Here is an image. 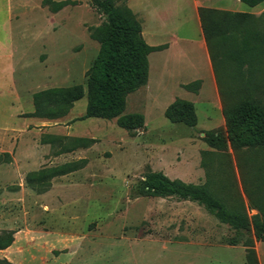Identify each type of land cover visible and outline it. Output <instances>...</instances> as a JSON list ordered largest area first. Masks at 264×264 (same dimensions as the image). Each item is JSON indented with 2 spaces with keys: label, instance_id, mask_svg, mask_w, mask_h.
I'll use <instances>...</instances> for the list:
<instances>
[{
  "label": "rangeland",
  "instance_id": "374dc122",
  "mask_svg": "<svg viewBox=\"0 0 264 264\" xmlns=\"http://www.w3.org/2000/svg\"><path fill=\"white\" fill-rule=\"evenodd\" d=\"M7 1L14 38L8 46L0 0V235L26 238L16 251L23 259L18 264H247L249 238L257 263L264 264V242L252 232L233 230L196 202L139 193L145 175L161 173L205 186L227 207L242 205L248 217L257 214L241 183L261 155L235 154L229 147L219 151L204 138L225 130L219 90L228 102L246 92L264 103V63H255L251 78L245 65L230 62L218 47L224 62L214 58L212 86L196 48L182 42L169 56L148 57L146 85L127 97L123 115H143L142 128L128 132L117 119L81 120L86 94L62 118H34L29 116L34 93L85 86L99 49L90 31L105 18L90 0H53L69 3L57 13L43 4L46 0ZM144 1L154 10L153 21L162 17L167 30L193 39L199 31L194 6L256 17L264 12V2L248 7L239 0ZM127 3L117 2L129 8ZM131 5L144 24L147 8L136 1ZM232 36L236 44L238 37ZM200 75L204 84L198 92L175 86L177 76L189 82ZM175 99L194 105V127L165 117ZM77 138L94 143L80 147L73 142ZM51 170L58 175L51 178ZM31 173H42V180L28 181ZM0 259H6L3 252Z\"/></svg>",
  "mask_w": 264,
  "mask_h": 264
},
{
  "label": "trees",
  "instance_id": "16d2710c",
  "mask_svg": "<svg viewBox=\"0 0 264 264\" xmlns=\"http://www.w3.org/2000/svg\"><path fill=\"white\" fill-rule=\"evenodd\" d=\"M248 7H255L264 0H239ZM105 20L91 29V38L98 45V53L86 72L85 86L50 88L32 95L34 111L30 117L55 120L68 114L74 103L85 94L87 106L81 118L103 120L117 119V126L134 132L143 127L141 114L123 115L129 94L147 83L149 72L148 56L152 52L162 51L166 45L149 46L142 36L141 23L126 5L117 4L118 0H90ZM52 13H57L68 1H43ZM202 36L207 47L214 72V58L218 57V47L225 49L223 54L230 62L245 65L249 77L253 76L257 65L264 63V12L256 17L246 13H230L212 8L200 7L197 11ZM238 41L234 44V37ZM234 46V47H233ZM255 67V68H254ZM215 76V73H214ZM252 78V77H251ZM216 80V77H215ZM217 83V80H216ZM200 81H194L183 88L198 92ZM240 92H244L243 89ZM222 99L224 131L207 132L205 143L216 150L233 153L242 150L253 151L261 155L258 163L250 164L249 179L242 180V191L251 209L257 214L248 217L241 209L229 208L205 186L186 184L170 180L161 173H149L140 183L139 193L151 197H176L181 200L202 205L221 223L233 230L253 233L258 241L264 242V103L249 93L238 100L228 102L219 90ZM165 117L172 123H182L190 127L197 124L194 105L185 100L175 99L165 110ZM73 142L80 147L94 143L93 139L77 138ZM49 171L51 178L58 174ZM42 173H31L28 181L36 177L40 182ZM41 176V177H40ZM30 183V182H29ZM13 234L0 235V250L13 243ZM247 264H258L251 239L245 242ZM0 264H13L0 259Z\"/></svg>",
  "mask_w": 264,
  "mask_h": 264
},
{
  "label": "crops",
  "instance_id": "0c3cea01",
  "mask_svg": "<svg viewBox=\"0 0 264 264\" xmlns=\"http://www.w3.org/2000/svg\"><path fill=\"white\" fill-rule=\"evenodd\" d=\"M136 1L137 2V7L138 8H147L146 11V22L143 24H141V28H142V36L143 39L145 40V42H148L149 46L152 47H156V46H161V45H166V48L163 49L162 51H157V52H152L151 54H149V61H150V56H162V55H166L169 56L172 52V49L175 46H179V48H181L180 44H182V42H187L189 44L192 45V47L196 48L197 52L199 53V59L202 61V63L205 66V71L207 70L208 72V76L212 82V86L214 85V75H213V70H212V66H211V62H210V58L207 52V49L205 47V42L202 36V32H201V28H200V23H199V19H198V6H194V10L197 14V19H198V24H199V31L196 34L197 38H189L187 36L183 37L184 35H180L175 33L172 28L170 30H167L164 23H163V19L162 17L160 18L161 20H156L153 18L154 16L151 18V12H153L154 10H149V6L145 5V1L144 0H128V6L129 8L133 11V13H136V10H133V6L131 5L132 2ZM141 1V2H140ZM4 2V7H5V19L3 21L4 26L7 27V33H5L4 37L6 41H9V43L7 44L8 46L11 45V47H13L12 44V40H13V34L11 32V16H10V12L7 13V8L10 6V3L7 0H3ZM198 30V29H197ZM163 33L164 35L159 36L158 34ZM158 39H160V42H153V41H157ZM11 56V55H9ZM181 58H183L181 56ZM11 59V58H10ZM9 59V62H10ZM177 59V58H176ZM194 81H200L201 85L203 86L204 84V78L200 75L197 76L195 78H192L189 80V82L187 81H183L182 77L177 76L176 77V82H175V86L178 85V83H181V85H187L191 82ZM23 243H26V238H23L22 236L18 238V235H14V240L13 243L11 244L10 247H8L5 250H0V252H3V256L6 259H9L11 261V263L13 264H18L19 262H21V258H17L15 257V255L17 254L16 251L20 249L21 245Z\"/></svg>",
  "mask_w": 264,
  "mask_h": 264
}]
</instances>
